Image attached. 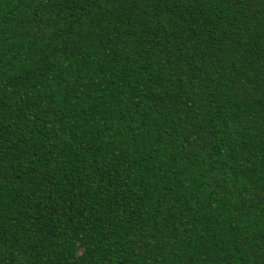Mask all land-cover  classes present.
I'll use <instances>...</instances> for the list:
<instances>
[{"label":"trees","instance_id":"trees-1","mask_svg":"<svg viewBox=\"0 0 264 264\" xmlns=\"http://www.w3.org/2000/svg\"><path fill=\"white\" fill-rule=\"evenodd\" d=\"M0 264H264V0H0Z\"/></svg>","mask_w":264,"mask_h":264}]
</instances>
